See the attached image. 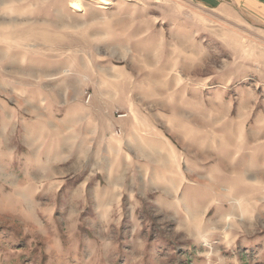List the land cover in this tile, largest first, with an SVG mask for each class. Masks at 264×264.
Returning <instances> with one entry per match:
<instances>
[{"label":"rangeland","instance_id":"374dc122","mask_svg":"<svg viewBox=\"0 0 264 264\" xmlns=\"http://www.w3.org/2000/svg\"><path fill=\"white\" fill-rule=\"evenodd\" d=\"M0 264H264V21L0 0Z\"/></svg>","mask_w":264,"mask_h":264},{"label":"crops","instance_id":"0c3cea01","mask_svg":"<svg viewBox=\"0 0 264 264\" xmlns=\"http://www.w3.org/2000/svg\"><path fill=\"white\" fill-rule=\"evenodd\" d=\"M209 6L239 7L246 10L253 19L264 21V0H193Z\"/></svg>","mask_w":264,"mask_h":264},{"label":"bare ground","instance_id":"6f19581e","mask_svg":"<svg viewBox=\"0 0 264 264\" xmlns=\"http://www.w3.org/2000/svg\"><path fill=\"white\" fill-rule=\"evenodd\" d=\"M103 3V2H102Z\"/></svg>","mask_w":264,"mask_h":264}]
</instances>
